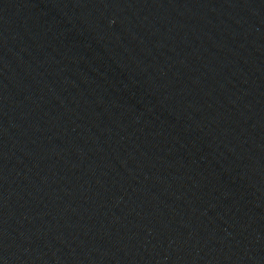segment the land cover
<instances>
[{
	"label": "water",
	"instance_id": "1",
	"mask_svg": "<svg viewBox=\"0 0 264 264\" xmlns=\"http://www.w3.org/2000/svg\"><path fill=\"white\" fill-rule=\"evenodd\" d=\"M0 264H264V0H0Z\"/></svg>",
	"mask_w": 264,
	"mask_h": 264
}]
</instances>
